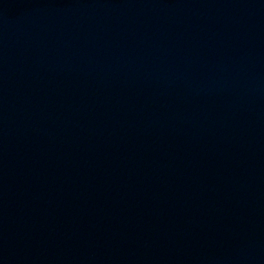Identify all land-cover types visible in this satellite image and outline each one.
Segmentation results:
<instances>
[{
	"label": "water",
	"instance_id": "1",
	"mask_svg": "<svg viewBox=\"0 0 264 264\" xmlns=\"http://www.w3.org/2000/svg\"><path fill=\"white\" fill-rule=\"evenodd\" d=\"M0 264H264V0H0Z\"/></svg>",
	"mask_w": 264,
	"mask_h": 264
}]
</instances>
